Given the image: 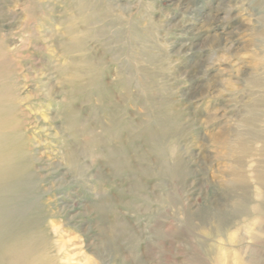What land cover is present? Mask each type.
I'll use <instances>...</instances> for the list:
<instances>
[{
  "label": "rangeland",
  "instance_id": "374dc122",
  "mask_svg": "<svg viewBox=\"0 0 264 264\" xmlns=\"http://www.w3.org/2000/svg\"><path fill=\"white\" fill-rule=\"evenodd\" d=\"M0 132L25 264H264V0H0Z\"/></svg>",
  "mask_w": 264,
  "mask_h": 264
},
{
  "label": "bare ground",
  "instance_id": "6f19581e",
  "mask_svg": "<svg viewBox=\"0 0 264 264\" xmlns=\"http://www.w3.org/2000/svg\"><path fill=\"white\" fill-rule=\"evenodd\" d=\"M78 79L79 76L76 71L74 81L77 82ZM70 92H72V89ZM70 92H68L69 96L66 97L65 103L61 105L65 112L70 107V101H67L68 99L70 100ZM65 120L71 121L70 126L73 130L76 129L78 121L75 116L66 115ZM95 143L96 139L94 141L91 139L89 146L91 147ZM25 158L23 138L0 132V196L3 198H0V256H8L7 263L4 262L5 258L2 259L3 263L6 264H25L30 255L28 249H23L25 255H20L19 253V250L22 249L20 247L21 232L24 235L27 232L32 233L29 228L34 224L35 218H30V214H34L36 210L35 206L27 202L36 194V186L32 180L36 174L32 172L30 174L27 171L28 167ZM69 167L72 172L76 173V175L78 174L79 168L74 162H71ZM27 214L28 216L25 217Z\"/></svg>",
  "mask_w": 264,
  "mask_h": 264
}]
</instances>
